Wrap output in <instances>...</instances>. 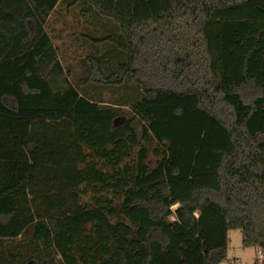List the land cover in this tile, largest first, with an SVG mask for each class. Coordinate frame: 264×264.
<instances>
[{
  "label": "trees",
  "instance_id": "1",
  "mask_svg": "<svg viewBox=\"0 0 264 264\" xmlns=\"http://www.w3.org/2000/svg\"><path fill=\"white\" fill-rule=\"evenodd\" d=\"M230 230L264 264V0H0V264H220Z\"/></svg>",
  "mask_w": 264,
  "mask_h": 264
},
{
  "label": "rangeland",
  "instance_id": "2",
  "mask_svg": "<svg viewBox=\"0 0 264 264\" xmlns=\"http://www.w3.org/2000/svg\"><path fill=\"white\" fill-rule=\"evenodd\" d=\"M62 13L64 14V11ZM58 27L60 26L55 25V23L53 22L49 23L48 29H53L50 33L52 34L54 42L57 45H63V42H68L67 32H64V34H62L59 39H56L55 37L57 35L53 31H55ZM77 52H79V50ZM68 53H70V57L64 58L65 60L63 62V65L66 67V69L70 67L72 72H77L78 67L75 57H73L74 55L71 54L70 51ZM82 56L83 55H78V57ZM101 96L106 102H111L112 100L117 99L116 94L113 95L107 91L103 92ZM126 111H128L129 113V110H127V108H124L122 114H128ZM120 120H122L121 122H123L124 119L122 118ZM175 207L176 205H174L172 208L174 209ZM257 253V249H254L252 247L244 248L242 246V237L239 230H230L228 232V246L226 250V257L221 261L220 264H254L255 260L258 258Z\"/></svg>",
  "mask_w": 264,
  "mask_h": 264
},
{
  "label": "built area",
  "instance_id": "3",
  "mask_svg": "<svg viewBox=\"0 0 264 264\" xmlns=\"http://www.w3.org/2000/svg\"><path fill=\"white\" fill-rule=\"evenodd\" d=\"M258 253V258L257 259H259V260H261L262 259V253L260 252V251H257Z\"/></svg>",
  "mask_w": 264,
  "mask_h": 264
}]
</instances>
